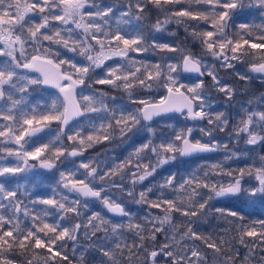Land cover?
I'll return each instance as SVG.
<instances>
[{
	"label": "trees",
	"instance_id": "16d2710c",
	"mask_svg": "<svg viewBox=\"0 0 264 264\" xmlns=\"http://www.w3.org/2000/svg\"><path fill=\"white\" fill-rule=\"evenodd\" d=\"M60 1L0 0V17L16 18L28 8L15 30L27 40L28 57L51 58L81 83L77 97L84 115L61 123L56 90L39 85L18 90L20 84H13L17 93L6 99L19 101L20 110L0 109V140L5 133L18 136L43 125L50 133L42 132L38 142L41 134L27 135V149L39 153L49 147L48 158H56L69 181L91 183L87 161L120 145H106L112 123L122 115L121 126L136 116L132 105L140 108L136 100L147 99L146 87L157 75L179 76L172 87L190 94L204 118H159L165 127L157 139L140 136L120 150L116 169L149 165L152 149L169 147L181 163L157 172L153 184L145 182L136 196L115 198L109 186L91 184L101 198L83 200L62 187L60 173L42 171L25 184L10 170L1 171L0 264H174L175 258L176 264H191L202 253L205 264H264V76L251 72V66L264 63V0H85L93 6L83 11L89 29L67 24L61 6L69 0ZM92 38L111 48L128 44L129 54L95 69L88 61ZM182 48L213 62L215 76H184ZM4 55L0 75L12 61L23 66V60ZM105 97L115 108L108 111L107 102L106 110L95 107L90 114L87 101L99 104ZM252 123L258 133L253 136H261L256 144L248 132ZM188 131L192 141L219 153L183 160L178 153ZM74 148L80 157L71 156ZM237 181L238 196L215 200L221 185ZM114 189L120 193L126 187L117 183ZM106 200L122 204L125 216H110Z\"/></svg>",
	"mask_w": 264,
	"mask_h": 264
},
{
	"label": "rangeland",
	"instance_id": "374dc122",
	"mask_svg": "<svg viewBox=\"0 0 264 264\" xmlns=\"http://www.w3.org/2000/svg\"><path fill=\"white\" fill-rule=\"evenodd\" d=\"M60 4H62V0L60 1ZM91 6H92V3H89L85 0H69L68 2L66 1V3H64L63 6H61L62 11L64 10L62 17H65L67 24H69L72 27H74V24H78V22H80L81 25L87 28L88 26L85 25L87 24V22H86V18L83 15V11L85 8H90ZM27 9L28 8H25L23 10L20 9V13L17 12V16H15L16 18L0 17V54H3V55L6 54V56L10 57L11 59L16 60V58H19V60H23V66H18L15 63V61L14 62L12 61L11 68L8 70V73H6L5 76L0 75V109L2 108L7 111L12 110V109L20 110L19 101L11 102L10 100L6 99L7 93L9 92L17 93L12 88L13 84L15 85L20 84L19 86H15V88L18 90H21L22 88L26 86H29L30 88L35 87L36 85L43 86V80H41L42 78H40L38 74L31 72L28 69V66L31 64L32 60L36 57H39V58L40 57L47 58V57H45L44 55L39 56L37 54L29 58L26 52L27 40L23 39L22 36L17 35V33L15 32L16 28H19L25 16V14H22V13H26ZM28 12H31V10H29ZM129 49L130 47L128 44L124 45L122 49H118L114 47L111 48L106 44H102L96 38H92V44L89 45V49H88L89 50L88 61L90 62L91 66L95 67V69L101 66L104 67L106 63H108L109 61L127 57L129 54L128 53ZM180 50H181L180 52L182 54V60H183L184 57L187 56V54H189V50L187 49L185 50L184 48ZM190 56L202 65L205 75L209 74L211 76L213 75L215 76L213 62L211 61L203 62L202 60L194 57L191 54ZM182 60H181V64H182ZM253 74H256V73H253ZM256 75H261V74H256ZM261 76H264V75H261ZM178 79H179V76H173L169 73L166 76L160 74V76L157 75L156 77L152 79L155 83H151L150 85H147L146 90H145L148 96L147 99L136 100V97L127 96L131 100H136L137 102L140 101L141 106L139 108L137 107V105H134V106L132 105V107L135 109V112H137L136 116L132 118V120L123 122L121 126L118 124V122H120L122 115L119 118H117L118 120L114 122L112 121L113 122L112 123L113 133H112V136L107 140L106 145L110 144L113 141H114L113 143H118L120 145H117V146L112 145L111 147L106 149L105 152L100 151V154L94 156L93 159L88 160L87 158H85L86 161L88 160L87 162L89 163V165H91L90 167L87 168L86 172L88 173L89 176L91 175L90 178L92 182L87 183V184H90V185L97 184V185L109 186L111 190L109 191L114 194L115 198L122 197L123 195H121V193H125L126 197L136 196L137 193L135 192L145 182L150 181L149 184L150 183L153 184L151 180L157 172L163 170L166 166L181 164L178 160V157L177 156L175 157L173 154L174 149L169 147L165 149L164 152H159L157 150L155 151L154 149H152L150 153L151 161L149 165L147 164L146 166H140V168L138 166L131 165L129 167H122V168L120 167V169H116V167L120 165L119 163H116L117 159L118 160L121 159L122 153H119L120 150L128 146V144L132 143L134 140H136L140 136H145L147 137V139L152 141V139L155 137L157 139L158 132H162V130L165 127V122L158 121L157 119L156 121L152 123H147L143 121L142 119L141 110L143 106L148 103H155V102L159 103L160 101L164 100L169 90H184L182 88L175 89L172 87L171 83L177 82ZM75 82H76L77 88H79L81 83L77 80H75ZM69 85L70 83H65L58 90H56L59 96L61 97V103H62L61 123H65L64 122L65 103L62 100L61 91L62 89H64L65 87ZM19 95L22 96L21 94ZM194 101L196 103V109H197V102L195 99ZM87 102H91V103L86 104L87 107L89 108L90 114H95L98 111L97 109H100L102 107L103 109L106 110V107L108 104L107 105L105 104L107 102H110L108 109H107L108 111L115 108V104L112 103L113 99H109L106 97L104 99H100V101L98 100L99 104H95L94 102H92V100L87 101ZM95 107H98V108L95 109ZM127 109H128V106H127ZM127 109L125 110L127 111ZM83 112L85 111L83 110ZM197 112L201 113V111L199 110H197ZM182 115H184L185 119L191 121L188 116V113H184ZM40 118L41 117H39V119ZM63 125L60 128L62 130H63ZM39 126L43 127V125H33L28 129L26 133L24 134L22 133L21 135H18V136L16 135L14 136L10 132L5 133V135L7 136L3 137L4 140H0V144H1L0 151L4 152L3 156H5V158H0V172L10 170L11 174L14 173L15 175H19L17 177H22L23 179L22 181L25 184L26 182L29 183V181L32 178H34L33 176H35V178H38L37 176H40V173L42 171L47 172L48 174L53 173V175L60 173L59 179L63 185L62 187H64L66 191H68L69 194H75L73 191V187L77 183L69 181L68 177L64 175V172H62L61 169L56 166L55 164L56 158L54 160L48 158L47 153L49 152V147H43V149L45 150L40 151L38 153L39 149L35 147L31 149L32 146H29V150H28L27 147L23 144V140H25L27 135L32 134L31 132H33V130ZM252 126H253V123L249 125L248 128L250 130L248 132H249V135H251L252 143L256 144L261 140V136H258V135L253 136V134H258V133H255L254 129H252ZM256 131L258 130L256 129ZM43 133H46L48 135V133H50V129L45 128ZM191 133H192L191 131H188L187 134L183 136V138H181V140L183 141V139L185 138L191 139V136H192ZM40 136L41 137L35 139L36 142L44 139V134L43 135L41 134ZM30 137L35 138V137H32L31 135ZM39 148H42V147L39 146ZM181 149L182 148L180 144L178 154H179V157L182 158ZM57 152H58V149L55 151V153ZM77 152H79L78 149L74 148L71 150L70 154L77 153ZM92 155H95V154H92ZM124 156L125 154L123 155V158ZM183 160L185 159L183 158ZM46 161H49L53 164L52 168L50 170L40 169L39 168L40 163L42 162L45 163ZM93 162H95V165L92 166V164H94ZM35 163L37 164V168L34 167ZM78 163L82 164V162H78ZM117 183H121L123 184V186L126 187L125 192L123 190H118L120 192L118 193L117 190L114 189ZM78 184H83V183H78ZM240 186L241 184L239 181L231 183L230 185H224V184L221 185L219 190L217 191V195H216L217 197L215 198V200L216 199L223 200V199H227L230 197L238 196L241 193V189H242V187ZM103 205H104V201H103ZM193 255H197V254L193 253ZM197 257H199L198 260L191 264H205L206 262L204 261L205 255H203V253L202 255L198 254ZM177 261L178 259L175 258L174 264H176ZM151 264H158V263L155 261H152Z\"/></svg>",
	"mask_w": 264,
	"mask_h": 264
},
{
	"label": "water",
	"instance_id": "95a60500",
	"mask_svg": "<svg viewBox=\"0 0 264 264\" xmlns=\"http://www.w3.org/2000/svg\"><path fill=\"white\" fill-rule=\"evenodd\" d=\"M28 69L42 78L43 86L47 89L58 90L63 84L70 83L69 86L61 91L62 100L65 103V124L75 123L83 117L84 112L77 97L76 82L71 76L64 74L62 68L57 63L51 60V58L36 57L32 60ZM251 71L264 75V63L253 65ZM181 72L184 76H192L195 78L205 77L202 65L190 55L185 56L182 60ZM184 113H188L190 120L193 122H200L204 118L201 113L197 112L194 99L184 90H169L164 100L159 103H148L141 110L142 119L147 123H152L166 116L182 115ZM43 130L44 128L39 126L30 135L35 137L42 133ZM181 148V156L185 160L217 154L220 151L215 146L196 143L190 138L183 139ZM80 155V152L71 154L73 158ZM52 166L53 164L51 162L46 161L45 163H40L39 168L42 170H50ZM73 191L83 200H100L101 198L100 192L94 190L87 183L74 185ZM104 208L112 217L123 218L125 216L124 207L121 204L105 201Z\"/></svg>",
	"mask_w": 264,
	"mask_h": 264
},
{
	"label": "flooded vegetation",
	"instance_id": "af4514ba",
	"mask_svg": "<svg viewBox=\"0 0 264 264\" xmlns=\"http://www.w3.org/2000/svg\"><path fill=\"white\" fill-rule=\"evenodd\" d=\"M90 185V184H89ZM93 188V187H92ZM94 189V188H93ZM95 190V189H94ZM97 191V190H96ZM99 192V191H98ZM101 193V192H100ZM102 195V194H101ZM99 200V199H98ZM107 201V200H106ZM105 202V201H104ZM106 211V210H105Z\"/></svg>",
	"mask_w": 264,
	"mask_h": 264
}]
</instances>
